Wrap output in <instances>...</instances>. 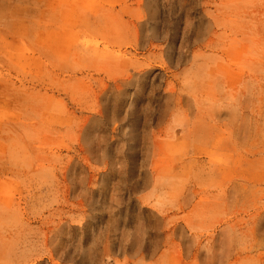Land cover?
I'll return each mask as SVG.
<instances>
[{
    "label": "rangeland",
    "instance_id": "rangeland-1",
    "mask_svg": "<svg viewBox=\"0 0 264 264\" xmlns=\"http://www.w3.org/2000/svg\"><path fill=\"white\" fill-rule=\"evenodd\" d=\"M0 264H264V0H0Z\"/></svg>",
    "mask_w": 264,
    "mask_h": 264
}]
</instances>
